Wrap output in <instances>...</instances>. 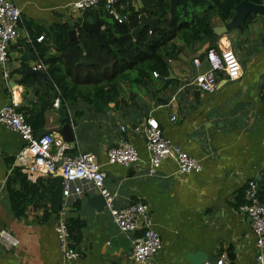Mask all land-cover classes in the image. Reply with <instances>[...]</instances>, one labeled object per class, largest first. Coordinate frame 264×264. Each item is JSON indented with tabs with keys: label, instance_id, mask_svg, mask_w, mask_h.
I'll list each match as a JSON object with an SVG mask.
<instances>
[{
	"label": "crops",
	"instance_id": "crops-1",
	"mask_svg": "<svg viewBox=\"0 0 264 264\" xmlns=\"http://www.w3.org/2000/svg\"><path fill=\"white\" fill-rule=\"evenodd\" d=\"M73 1L15 0L22 13L19 36L11 45V68L13 81L23 90L24 112L35 114L42 108L41 95L45 92L39 88L49 79L35 44L49 46L47 53L58 55L51 40L53 28L67 25L70 31L76 30L79 38L82 23H94L96 15L107 32L104 18L97 11L99 6L93 11L72 13ZM145 7L144 0H122L119 10L138 13L141 24ZM256 15L251 22H245L244 31L222 35L214 44L218 50L233 52L240 64L237 76L219 75L214 93L199 92L193 84L200 70L192 61L209 49L199 46L170 59L167 78L153 76L141 84H122L121 96L109 99V110L96 109V103L102 100L90 103L83 98L64 107L76 138V145H69L66 153L96 156L106 173L105 186L116 196L118 208L137 203L147 207V223L162 241L161 250L150 264H205L221 258L224 264H256L251 220L239 210L245 203L248 183L258 181L264 170V18ZM214 23L215 27L224 25L219 18ZM43 35L44 40L38 41ZM177 44L182 45L179 41ZM26 46L32 48L35 58L23 60ZM39 68L46 72L45 80L28 75L21 82L22 71ZM27 82L36 86L30 88ZM32 93L35 97L29 98ZM10 96L0 69V111ZM56 110L46 112L42 131L59 133L60 116ZM174 115L176 121L172 120ZM152 118L159 122L166 137L201 162L202 172L182 174L168 159L156 174H149L151 153L146 137L134 132V128ZM122 127L126 130L122 131ZM124 142L137 149L139 162L110 165L108 151ZM23 147L20 136L0 123V225L20 241L12 249L0 245V264H137L130 257L132 243L143 232L122 233L106 207L99 211L87 203L95 188L85 182H74L72 195L65 198L61 209L67 218H77L85 224L82 243L76 249L82 254L79 260L67 259L60 249L55 231L60 212L53 213L51 203L52 216L48 220L31 208L26 215L20 214L16 206L19 198L12 196L7 185L9 178L17 170L33 185L50 177L30 179L24 171L27 162L20 159ZM52 177L57 187L58 175ZM77 188L82 189L81 195L76 194ZM11 189L22 191V186L16 183Z\"/></svg>",
	"mask_w": 264,
	"mask_h": 264
},
{
	"label": "built area",
	"instance_id": "built-area-1",
	"mask_svg": "<svg viewBox=\"0 0 264 264\" xmlns=\"http://www.w3.org/2000/svg\"><path fill=\"white\" fill-rule=\"evenodd\" d=\"M120 1L74 0L70 5V10L72 13H81L104 4L114 19L126 21L127 18L122 17L117 11ZM21 13L15 0H0V69L4 85L11 91L9 101L0 111V123L10 131L17 133L23 140L24 147L20 159L27 162L24 171L30 179L57 175L63 177L64 198L72 195V186L76 181L93 186L105 199V207L122 233L143 232L133 241L130 257L137 264H150L151 258L161 250L162 241L160 235L147 223V207L142 203H137L118 208L115 203L116 196L105 186L106 173L94 154L69 155L66 151L70 146L59 133L50 132L39 137L28 123L22 111L23 90L13 81L11 68V45L19 36ZM42 40L43 36L38 38V41ZM192 62L193 66L200 70L193 84L197 91L203 93L216 91L221 73L235 77L240 71L236 55L231 51L217 48L207 49L203 57H195ZM153 76L159 77V73L154 72ZM60 105V99L55 100L54 108L59 109ZM172 120L176 121L177 116L174 115ZM125 130L126 127H122V131ZM134 132L143 133L146 137L147 147L151 153L150 175L156 174L161 163L168 159L176 163L178 171L182 174L202 172L201 162L189 156L180 146L166 137L156 119H148L142 126L135 127ZM107 157L110 165L131 166L140 160L137 149L128 142L112 147ZM261 178L264 182V170ZM259 190L258 181H250L244 193L245 203L240 206L239 210L251 220L252 232L256 239V264H264V198H261ZM76 194L81 195L82 189L77 188ZM55 231L64 256L69 260H79L82 254L72 247L67 213L64 208L59 213ZM19 244L20 241L0 225V245L5 249H12L18 247ZM205 264H224V259Z\"/></svg>",
	"mask_w": 264,
	"mask_h": 264
},
{
	"label": "trees",
	"instance_id": "trees-1",
	"mask_svg": "<svg viewBox=\"0 0 264 264\" xmlns=\"http://www.w3.org/2000/svg\"><path fill=\"white\" fill-rule=\"evenodd\" d=\"M144 1V12L155 21L157 28L151 30L147 27L137 36H134V32L140 27L138 13L119 10L121 0L117 11L127 19L119 21L106 10L104 4L99 5L97 11L104 18L110 49L101 45L95 33L83 28H79V43L72 40L67 25L57 26L50 33L58 55L48 54L49 46L35 44L49 75L46 84L39 88L45 92L40 94L44 100L42 108L35 114L34 111L29 113V110L24 112L36 133L43 130L45 114L54 108L57 99H60L63 108L72 105L78 98L90 103L106 98L114 101L121 96L124 83L141 84L143 80L153 77L154 72L167 78L170 75L168 61L185 50L193 51L199 46L215 48V45H208L214 36V19L219 18L224 24L229 22L235 15L237 5L244 0H203L196 6L191 3L187 8L178 6L174 15L170 13V0L163 2V10L158 0ZM249 1L264 4V0ZM200 8H205L203 13H199ZM256 16H249L246 24ZM45 37L43 35V40ZM178 41L182 45L177 44ZM26 85L31 88L35 83L27 82ZM262 98L264 100V95ZM16 183L21 184L22 191L11 189ZM7 185L12 196L19 198V205L16 206L21 215H26L31 208L42 212L45 220L52 216L50 203L55 195V177L39 179L33 185L17 170ZM67 223L72 247L77 249L82 243L85 224L77 218H67Z\"/></svg>",
	"mask_w": 264,
	"mask_h": 264
},
{
	"label": "water",
	"instance_id": "water-1",
	"mask_svg": "<svg viewBox=\"0 0 264 264\" xmlns=\"http://www.w3.org/2000/svg\"><path fill=\"white\" fill-rule=\"evenodd\" d=\"M203 0H170V13L175 14L178 6H182L187 8L189 5V2L193 5L196 6L197 3L202 2ZM163 0H158V5L160 6L161 10H163L162 6ZM252 14H258L261 15L264 18V4H255L250 2L249 0H244L242 1L239 5H237L235 9V15L234 17L224 24L223 26L215 27L214 28V36L212 39L209 41L210 45H214L218 42V39L225 34H231L235 30H240L244 31V24L246 20L249 18L250 15ZM103 26V21L100 19L98 15H96V21L94 23H88V22H83L82 23V28L88 32H93L97 35L100 43L102 46L107 47L110 49V45L106 40V30L102 29ZM149 28L151 30H154L157 28V25L154 20L149 19L145 14L141 16V24L140 27L134 32V36L142 32L145 28ZM70 38L76 42L79 43V38L77 35V32L75 29L71 30L69 32ZM79 46L84 49L82 44H79ZM32 48L29 46L25 47V55L23 57V60H28L31 58H35L34 56L31 55ZM31 56V57H30ZM28 75H33L41 80H45L47 75L46 72L39 68L36 70H24L22 71V81L25 82L26 77ZM35 94L32 93L29 98H34ZM109 99L106 98L101 102L96 103V109L101 110H109L108 107ZM58 113L60 116L59 123L61 125V129L59 130V134L62 135L64 138V141L74 147L76 145V138H75V133H74V127L71 121L69 120V113L67 109L60 108L55 111ZM48 131H42L38 134L39 137H42L46 135ZM259 181V194L261 198H264V182L262 178L260 177L258 179ZM64 195H63V177L58 176L57 177V187L55 189V195L52 199L51 202V209L53 213H59L62 209V206L64 204ZM89 204L93 205L97 210L103 211L106 203L105 199L103 196L100 194V192L95 189L93 196L88 200Z\"/></svg>",
	"mask_w": 264,
	"mask_h": 264
},
{
	"label": "rangeland",
	"instance_id": "rangeland-1",
	"mask_svg": "<svg viewBox=\"0 0 264 264\" xmlns=\"http://www.w3.org/2000/svg\"><path fill=\"white\" fill-rule=\"evenodd\" d=\"M220 1H222V0H220ZM204 10V9H203ZM203 10H201V11H203ZM199 13H203V12H199Z\"/></svg>",
	"mask_w": 264,
	"mask_h": 264
}]
</instances>
